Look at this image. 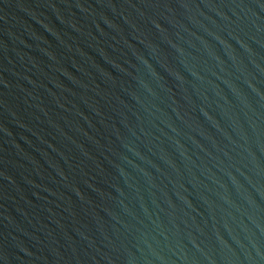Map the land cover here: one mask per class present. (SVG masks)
<instances>
[{"label": "water", "instance_id": "obj_1", "mask_svg": "<svg viewBox=\"0 0 264 264\" xmlns=\"http://www.w3.org/2000/svg\"><path fill=\"white\" fill-rule=\"evenodd\" d=\"M0 264H264V0H0Z\"/></svg>", "mask_w": 264, "mask_h": 264}]
</instances>
